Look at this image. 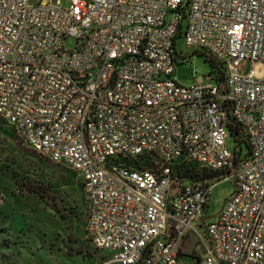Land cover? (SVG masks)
<instances>
[{
	"label": "built area",
	"instance_id": "2783aa9c",
	"mask_svg": "<svg viewBox=\"0 0 264 264\" xmlns=\"http://www.w3.org/2000/svg\"><path fill=\"white\" fill-rule=\"evenodd\" d=\"M179 36L224 79L180 84ZM244 60L264 64V0H0V118L79 178L107 264H193L190 235L194 264H264V79ZM220 178L235 189L205 224Z\"/></svg>",
	"mask_w": 264,
	"mask_h": 264
},
{
	"label": "rangeland",
	"instance_id": "374dc122",
	"mask_svg": "<svg viewBox=\"0 0 264 264\" xmlns=\"http://www.w3.org/2000/svg\"><path fill=\"white\" fill-rule=\"evenodd\" d=\"M187 2L188 0H183ZM186 26V23H185ZM174 77L182 85L208 82L212 66L201 50L176 41ZM264 79V64L241 61L237 72ZM234 146V142L230 141ZM244 148V154L246 153ZM205 224L233 194L231 179L214 181ZM88 203L79 178L21 142L0 118V264H107L112 254L95 248L86 233ZM206 239L204 226L198 228ZM189 236L183 252L201 255ZM112 264V263H110Z\"/></svg>",
	"mask_w": 264,
	"mask_h": 264
},
{
	"label": "trees",
	"instance_id": "16d2710c",
	"mask_svg": "<svg viewBox=\"0 0 264 264\" xmlns=\"http://www.w3.org/2000/svg\"><path fill=\"white\" fill-rule=\"evenodd\" d=\"M180 37V36H179ZM202 55L205 56L207 61L212 66V72L209 74V76L216 75L218 81H222L225 76V67L222 64L216 63L212 58H210L206 53L203 51L201 52ZM231 135L234 143H238V147L240 150L244 153V148L247 150L244 156H248L250 153V146L245 138V136L240 132L241 128L238 125H232ZM183 177L191 182L199 181L204 178H207L208 175L203 170H199L194 165H189L185 168V172H183ZM190 257H194L190 256Z\"/></svg>",
	"mask_w": 264,
	"mask_h": 264
},
{
	"label": "crops",
	"instance_id": "0c3cea01",
	"mask_svg": "<svg viewBox=\"0 0 264 264\" xmlns=\"http://www.w3.org/2000/svg\"><path fill=\"white\" fill-rule=\"evenodd\" d=\"M184 248V247H183ZM183 248L181 249V252L187 257V260H188V262H190V263H196V261H197V258L196 257H190L188 254H189V252H188V254H185L186 252H183ZM110 253V252H109ZM196 255V254H195Z\"/></svg>",
	"mask_w": 264,
	"mask_h": 264
}]
</instances>
